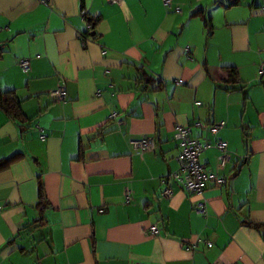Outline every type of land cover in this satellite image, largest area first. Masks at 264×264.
I'll return each instance as SVG.
<instances>
[{"label":"crops","instance_id":"0c3cea01","mask_svg":"<svg viewBox=\"0 0 264 264\" xmlns=\"http://www.w3.org/2000/svg\"><path fill=\"white\" fill-rule=\"evenodd\" d=\"M230 1L0 0V89L23 113L0 109V264H264V0ZM176 125L227 142L223 167L199 156L225 177L205 214L169 178Z\"/></svg>","mask_w":264,"mask_h":264},{"label":"built area","instance_id":"2783aa9c","mask_svg":"<svg viewBox=\"0 0 264 264\" xmlns=\"http://www.w3.org/2000/svg\"><path fill=\"white\" fill-rule=\"evenodd\" d=\"M109 3H117L119 0H108ZM172 0H162L165 7L171 6ZM41 3L47 4L49 0H40ZM176 12H179L180 9L176 8ZM19 66L24 70H28L29 68V59L21 58L19 60ZM107 71L103 70L102 72H96L95 75L105 74ZM259 78L264 80V56H262L259 68H258ZM57 100H64L65 98V88L60 85L51 93ZM113 118L116 117V114H113ZM118 123L121 124L122 121L118 120ZM223 122L212 124L211 130L213 132L217 131ZM174 138L178 141L179 146L181 148L180 153L176 156V160L178 162V171L169 175V178L173 179L184 191H186L191 196L195 197L193 210L197 214H205L207 200L203 194L204 191V182L206 180H211L216 182L217 184H222L225 182V177L223 175L208 173L205 170V166L200 161V153L206 147H214L219 150L218 157V165L219 167H223L226 162L230 159V154L227 149V142L224 140H216L212 144L202 143L198 138L192 136L191 127L189 125H176L174 134ZM130 144L133 150L139 154H142L145 151L153 150L155 148L156 140L153 135H144L139 138L130 139ZM164 187L161 191V194L164 197H168L172 194V188L168 184V179L163 178ZM124 198L126 201L131 199V191L128 187L124 190ZM148 233L155 234L157 232V227L155 224L151 225L148 230ZM198 240H196L197 242ZM210 246L211 243L208 242Z\"/></svg>","mask_w":264,"mask_h":264},{"label":"trees","instance_id":"16d2710c","mask_svg":"<svg viewBox=\"0 0 264 264\" xmlns=\"http://www.w3.org/2000/svg\"><path fill=\"white\" fill-rule=\"evenodd\" d=\"M238 2L239 0H231L228 5L237 4ZM229 71L231 72L230 80L235 82L238 78L236 71L234 69H229ZM0 109H2L12 118H23L20 101L16 98L13 90L0 89Z\"/></svg>","mask_w":264,"mask_h":264}]
</instances>
